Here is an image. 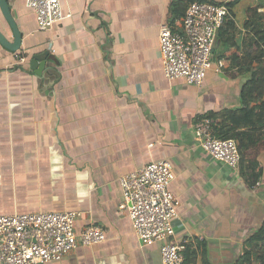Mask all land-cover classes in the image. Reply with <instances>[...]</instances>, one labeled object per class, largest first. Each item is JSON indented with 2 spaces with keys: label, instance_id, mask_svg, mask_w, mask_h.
I'll use <instances>...</instances> for the list:
<instances>
[{
  "label": "crops",
  "instance_id": "obj_1",
  "mask_svg": "<svg viewBox=\"0 0 264 264\" xmlns=\"http://www.w3.org/2000/svg\"><path fill=\"white\" fill-rule=\"evenodd\" d=\"M7 1L22 39L16 51L0 45V214L73 209L75 228L105 230L104 241L37 264H163L159 245L142 244L119 208L118 177L153 159L172 164L174 238L194 239L193 263L233 264L264 221V124L233 127L254 141L248 149L260 168L250 178L205 152L194 123L240 106L264 0H206L226 4L234 42L222 46L216 32L212 60L225 67L208 69L200 85L162 70L160 25L180 26L172 0H60L66 16L47 30L25 0ZM0 30L13 39L1 11ZM48 43L37 75L28 61Z\"/></svg>",
  "mask_w": 264,
  "mask_h": 264
},
{
  "label": "built area",
  "instance_id": "obj_2",
  "mask_svg": "<svg viewBox=\"0 0 264 264\" xmlns=\"http://www.w3.org/2000/svg\"><path fill=\"white\" fill-rule=\"evenodd\" d=\"M35 13L37 27L47 30L66 16L60 0H25ZM229 9L224 3L191 0L180 19L181 32L166 21L160 25L158 47L162 70L168 79L183 77L200 85L206 71L222 72L221 58L212 60L216 32ZM24 58L21 57L20 60ZM201 148L213 158L238 169L240 152L234 138L214 134L210 118L201 114L194 123ZM172 164L165 159L150 160L118 177L122 192L119 208L125 210L131 226L144 245L157 243L163 264H181L185 243L176 240L172 219L178 200L169 189L174 179ZM80 212L73 209L0 214V264H37L60 260L80 245L105 240V230L97 224L75 228Z\"/></svg>",
  "mask_w": 264,
  "mask_h": 264
},
{
  "label": "trees",
  "instance_id": "obj_3",
  "mask_svg": "<svg viewBox=\"0 0 264 264\" xmlns=\"http://www.w3.org/2000/svg\"><path fill=\"white\" fill-rule=\"evenodd\" d=\"M189 1L191 0L171 1L169 9L172 21L175 18L181 19ZM259 18H263V23L259 26L261 32L257 35V43L259 44L257 53L259 54L256 58L251 56L250 61L242 65L243 69L248 71V78L243 83L239 92L240 106L237 109L226 108L218 112L204 114L210 118L212 129L216 136L221 138L232 137L235 139L241 156L238 167L240 171L246 169L250 178L256 176L260 168L253 158L255 151L248 149L251 143L254 144V141L251 137L248 139L246 136H243V132H239L233 127L236 125L235 122L249 125L264 124V105L262 106L264 96V51L260 50L262 49L261 47L264 48V13H260ZM174 22H171L172 29L181 32L180 26L175 25ZM226 24L227 20H224L218 30V36L221 45L229 47L234 42V31L225 28ZM225 61H227V57H225ZM235 62L238 64V59ZM236 63L231 62L230 65L233 66ZM262 117L263 119L261 120ZM228 121L231 122L229 123ZM248 142L249 144H247ZM254 146L256 149L259 148L258 145ZM185 244L181 264H194L195 243L189 241ZM258 259L262 260L260 262H264V221L246 236L242 250L233 264H254Z\"/></svg>",
  "mask_w": 264,
  "mask_h": 264
},
{
  "label": "water",
  "instance_id": "obj_4",
  "mask_svg": "<svg viewBox=\"0 0 264 264\" xmlns=\"http://www.w3.org/2000/svg\"><path fill=\"white\" fill-rule=\"evenodd\" d=\"M0 11L7 22L11 33L13 35L12 40H8L7 37L3 34V32L0 30V45L5 48L8 51H16L19 49L20 44H21V39H22V33L17 25V22L15 21L11 10H10V5L7 0H0ZM51 48V44L48 43L47 48L44 49L43 51L39 53H34L31 55L28 63L30 69L37 75H41L46 62H47V57L49 54V50Z\"/></svg>",
  "mask_w": 264,
  "mask_h": 264
},
{
  "label": "rangeland",
  "instance_id": "obj_5",
  "mask_svg": "<svg viewBox=\"0 0 264 264\" xmlns=\"http://www.w3.org/2000/svg\"><path fill=\"white\" fill-rule=\"evenodd\" d=\"M215 53H217V51H216ZM211 58H215V55L213 54V52H212V56H211Z\"/></svg>",
  "mask_w": 264,
  "mask_h": 264
}]
</instances>
